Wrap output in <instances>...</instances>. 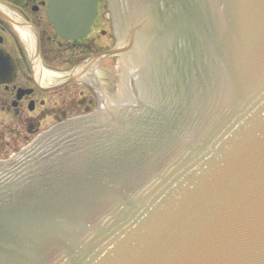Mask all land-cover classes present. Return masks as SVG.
Masks as SVG:
<instances>
[{"label": "water", "instance_id": "1", "mask_svg": "<svg viewBox=\"0 0 264 264\" xmlns=\"http://www.w3.org/2000/svg\"><path fill=\"white\" fill-rule=\"evenodd\" d=\"M128 4L101 107L0 158V264H264V0ZM47 12L75 38L97 2Z\"/></svg>", "mask_w": 264, "mask_h": 264}, {"label": "flooded vegetation", "instance_id": "2", "mask_svg": "<svg viewBox=\"0 0 264 264\" xmlns=\"http://www.w3.org/2000/svg\"><path fill=\"white\" fill-rule=\"evenodd\" d=\"M47 3L48 0H0V50L3 51L0 52V65L8 58L13 61L15 68L11 80L0 82V108L8 107L18 114L25 107L29 110L36 108L37 100L43 97L48 87L46 82H41L37 77H41L43 70L47 69L45 61L49 53L53 54L54 49L61 52L64 40L72 41L73 44L77 41L97 43L98 35L92 34V31L95 26L102 24L98 21L101 13L100 0H97L98 12L91 23L90 31L76 39L64 38L54 31L49 22ZM22 29L31 37L30 43L22 35ZM77 53H80L79 49ZM77 60L72 59V63ZM10 65L4 63L0 76H11ZM67 83L69 82L65 84ZM28 88L30 91H26ZM20 90L21 95L17 96ZM79 101H84L85 107H91L94 103L86 94ZM31 104L33 108L29 107ZM25 119L27 121V117ZM27 123H31V118H28Z\"/></svg>", "mask_w": 264, "mask_h": 264}, {"label": "rangeland", "instance_id": "3", "mask_svg": "<svg viewBox=\"0 0 264 264\" xmlns=\"http://www.w3.org/2000/svg\"><path fill=\"white\" fill-rule=\"evenodd\" d=\"M100 8L101 13L98 21L102 22V24L95 26L92 34L98 35L96 47L103 50L115 43L116 35L107 0H100ZM98 28L102 29L99 30ZM74 50H77V47L70 42L64 41L61 52L54 49V55L49 53L48 60L45 62L47 63V71L51 72L52 76L50 78H43L44 76H42L40 81L46 82L47 85L58 83L75 66L73 65L75 62L72 63V58L75 56ZM88 56L90 55H86L82 59ZM100 60H92L91 64L93 67L89 65L92 68L88 69L90 74H80L78 79L71 80L69 83L58 87H47L43 97L37 100V106L33 110L25 107L23 112L21 110V113L18 114L15 110L8 107L0 108V158H8L12 153L28 144L38 132L47 128L58 119L61 120L63 117L84 113L95 108L98 104L97 77ZM95 68L96 71L93 72ZM83 94L94 100L91 107L87 109L84 106V101H79L82 99ZM28 118H31L30 124L27 123Z\"/></svg>", "mask_w": 264, "mask_h": 264}, {"label": "bare ground", "instance_id": "4", "mask_svg": "<svg viewBox=\"0 0 264 264\" xmlns=\"http://www.w3.org/2000/svg\"><path fill=\"white\" fill-rule=\"evenodd\" d=\"M21 31H22V35L26 36V41L28 43H30L31 37L28 35V33L25 30L22 29ZM92 60L90 58H87V59L83 60L71 72H81L84 75L90 74V71L88 69L93 67L92 64H91L93 62ZM89 65H91L92 67H89ZM95 71H96V68H95V70L93 72H95ZM42 76H44L43 78H45V77L46 78H50L52 76V73L47 71L46 69H44L42 74H41V77Z\"/></svg>", "mask_w": 264, "mask_h": 264}, {"label": "trees", "instance_id": "5", "mask_svg": "<svg viewBox=\"0 0 264 264\" xmlns=\"http://www.w3.org/2000/svg\"><path fill=\"white\" fill-rule=\"evenodd\" d=\"M75 46L79 48V50H81V52H86L87 50H95L96 48V44L94 42H81V41H77V42H74ZM61 55V54H59Z\"/></svg>", "mask_w": 264, "mask_h": 264}]
</instances>
